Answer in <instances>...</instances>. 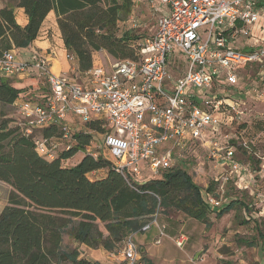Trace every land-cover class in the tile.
Listing matches in <instances>:
<instances>
[{"label": "built area", "instance_id": "obj_1", "mask_svg": "<svg viewBox=\"0 0 264 264\" xmlns=\"http://www.w3.org/2000/svg\"><path fill=\"white\" fill-rule=\"evenodd\" d=\"M146 2L152 11L163 6L168 12L158 19L155 33L143 40L137 61H118L110 71L93 67L85 73V85L54 75L38 51L28 61L7 52L0 58V78L34 70L48 86L46 103L23 98L16 104L17 124L27 135L59 127L64 133L59 140L69 142L64 149L69 151L75 145L71 133L76 132L70 118L84 124L99 120L106 130L104 150L90 152L95 158L107 157L134 181L161 177L180 161L187 146L202 145L208 160L222 167L218 184L204 199L210 209L219 210L226 186L250 174L238 160L240 153L250 152V145L239 131L223 132L222 117L231 125L246 124L248 101L264 105V0ZM54 141L37 139L38 154L55 159ZM153 225H158L157 214L141 232ZM134 235L124 241L118 264H146ZM186 242L184 234L175 240L179 248Z\"/></svg>", "mask_w": 264, "mask_h": 264}, {"label": "trees", "instance_id": "obj_2", "mask_svg": "<svg viewBox=\"0 0 264 264\" xmlns=\"http://www.w3.org/2000/svg\"><path fill=\"white\" fill-rule=\"evenodd\" d=\"M133 6L132 0H109L106 5L103 0H18L15 7L24 9L28 24L18 25L13 7L0 10V58L29 48L54 11L65 49L80 74L93 69L94 55L100 51L118 61H137L143 40L131 31L119 34V24L132 14ZM44 96L46 101L50 98L47 92ZM23 98L0 78V181L12 188L0 214V264H98L80 258L78 249L63 250L64 235L78 245L114 253L161 211L178 210L207 223L209 213L220 218L238 204L210 209L202 189L181 167L141 185L125 177L108 158L87 152L94 135L106 133L99 120L72 132L75 145L49 160L38 154L37 139H61L64 133L49 126L27 135L7 112ZM79 153L84 156L76 165H64ZM95 172L105 175L93 176Z\"/></svg>", "mask_w": 264, "mask_h": 264}, {"label": "rangeland", "instance_id": "obj_3", "mask_svg": "<svg viewBox=\"0 0 264 264\" xmlns=\"http://www.w3.org/2000/svg\"><path fill=\"white\" fill-rule=\"evenodd\" d=\"M108 1L103 0V4H108ZM5 2L15 3L16 0H0V4ZM157 15V11H152L145 0L139 3L137 1L132 14L119 24V34L131 31L144 40L153 35L154 26L157 29L159 19ZM94 60L102 62L105 68H111L118 62L106 51L95 53ZM182 67L184 69L187 67L185 61L182 62ZM2 79L16 82L20 77ZM47 93L50 95V92ZM24 95L26 99H31L29 94ZM248 108L250 114L246 117L248 122L246 128H242L243 124H228V119L222 117L223 132L235 134L239 131L251 149L250 152L238 155V160L248 168L250 174L245 176L242 184H235L234 181L226 186V193L222 198L223 207L219 211L233 201H237V206L220 218L217 217V213H209L207 223L197 221L174 209L159 212L158 225H153L146 233L134 235V240L148 264H264V105L256 101H248ZM7 112L10 117L19 119L17 106L7 108ZM74 125L81 131L84 130L85 124L76 118ZM94 136L92 151L99 147L104 150V136L96 134ZM37 137L40 138L39 135ZM60 143L69 144L67 140H55L57 153ZM82 156L83 153H79L64 165L72 167L82 159ZM179 160L174 163V167H181L192 177L193 182L202 189L205 199L208 189L218 184L222 167L214 166L208 160L207 151L200 144L187 146ZM152 179L156 177H146L136 182L141 185ZM11 192L12 188L0 181V214L8 205ZM161 229L164 231L162 237ZM100 230L107 234L102 225ZM181 234L187 236V242L179 248L175 240ZM251 243L254 246H250ZM75 249L80 251V258L98 264H112L108 258H112L115 263L122 247L114 253L113 258L101 248L92 249L76 244L68 234H65L63 250L71 252Z\"/></svg>", "mask_w": 264, "mask_h": 264}, {"label": "crops", "instance_id": "obj_4", "mask_svg": "<svg viewBox=\"0 0 264 264\" xmlns=\"http://www.w3.org/2000/svg\"><path fill=\"white\" fill-rule=\"evenodd\" d=\"M17 1L18 0H16L15 3L5 2V3L0 4V10L3 9L7 5L13 7L15 18H16L18 25H20L21 27H25L28 24V16L25 14L24 9L15 7ZM137 1L138 3L139 1L141 2V0H136V2H133L134 4L133 8L136 6ZM165 12H168V9L166 7L158 6L157 18H160L162 14H164ZM155 31H156V26H154L152 30V34H154ZM34 51H38L39 53L46 56L51 72L54 75L67 76L71 79H76L77 81H80L85 85H88V80L87 78H85V74L84 75L80 74L77 71L78 66L76 62L73 60H69L67 57L68 52L65 49L61 31L57 23V17L54 11H52L48 15L47 19L45 20L43 24L39 37L31 44V46L25 49H16L13 51V53L16 55L18 60L28 61L30 59L32 52ZM94 67L105 68L102 62L95 61V60H94ZM105 69L106 71L111 70L108 67H106ZM5 80L9 82V85L12 88L21 91V97L25 96L24 94H29L33 98V101L40 102L43 104L47 102L46 96H44V93L47 91L49 92V89L48 88L46 89L47 86L45 85L44 81L41 80V78L39 77L36 71L30 70L28 73L21 76L20 79H16L17 80L16 82H12V81L10 82V80L8 79H5ZM47 96H49L48 93H47ZM69 121L72 124L71 128L73 130H75L76 132L81 131L80 129H78L76 125H74V122H75L74 118L71 117ZM56 140L62 141L59 139H56ZM65 147H66L65 143H60L58 146L59 148L58 152H62L65 149ZM92 147H89L87 149V152L92 151ZM99 149L101 148L99 147L97 149H94L93 151H96ZM92 175L93 176H104L105 172H95ZM138 244L142 245L141 242H138ZM114 253L108 252V255L114 258L115 257ZM108 259L112 264H118L121 259V256L119 255L115 263H113L112 258H108ZM93 263H97V262H93Z\"/></svg>", "mask_w": 264, "mask_h": 264}]
</instances>
